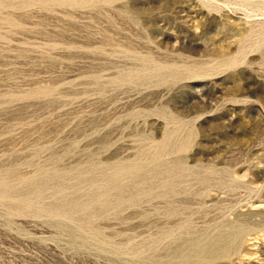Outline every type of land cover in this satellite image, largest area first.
Segmentation results:
<instances>
[{"label": "rangeland", "instance_id": "obj_1", "mask_svg": "<svg viewBox=\"0 0 264 264\" xmlns=\"http://www.w3.org/2000/svg\"><path fill=\"white\" fill-rule=\"evenodd\" d=\"M0 264H264V0H0Z\"/></svg>", "mask_w": 264, "mask_h": 264}, {"label": "bare ground", "instance_id": "obj_2", "mask_svg": "<svg viewBox=\"0 0 264 264\" xmlns=\"http://www.w3.org/2000/svg\"><path fill=\"white\" fill-rule=\"evenodd\" d=\"M225 247V246H224Z\"/></svg>", "mask_w": 264, "mask_h": 264}]
</instances>
